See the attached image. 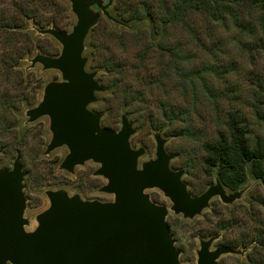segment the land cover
<instances>
[{
    "label": "rangeland",
    "instance_id": "374dc122",
    "mask_svg": "<svg viewBox=\"0 0 264 264\" xmlns=\"http://www.w3.org/2000/svg\"><path fill=\"white\" fill-rule=\"evenodd\" d=\"M223 3L226 7L220 5L217 18L212 9L199 8L187 18L186 24L169 25L164 38L166 44L178 45L182 50L185 71L203 72L211 93L198 78L193 79L191 85L187 84L184 91L175 79L167 81L166 86L160 89L149 90L137 83L130 68L138 50L150 40L152 30L148 23L135 30L133 26L122 28L119 36L124 40L120 43L118 39H111V28L104 19H99L92 28L95 30L90 31L85 40L84 56L93 55L87 62V71L93 72L94 66L109 57L111 50L129 68L123 77V86L129 85L134 92H144L141 102H135L128 110L121 109L120 101L109 92H104L100 105L93 103L89 109L102 114V126L117 132L122 127L123 115H127L126 112L130 114L127 117L135 130L130 139L131 146L145 150L139 159V167L156 159L154 136L161 134L166 140L167 154L173 157L170 167L174 171H184L182 180L192 196H198L216 184V172L212 175L206 172L203 145L215 142L221 134L228 136L226 122L230 115H235L244 126L250 146L255 141H264V25L260 23L259 10L251 7L248 0H224ZM59 5L69 10L70 31L77 21L71 12V4L67 0H59ZM36 43L48 49H61L59 42L48 36L41 37ZM22 69L30 77L29 83L25 82L29 100L20 104V112L16 115L2 113L0 109V170L12 169L15 159L20 156L26 174L25 193L31 198L25 213L30 224L25 229L33 232L39 226L38 215L50 206L49 191L65 190L70 196L78 194L84 200L102 202L112 201L113 196L100 192L107 180L97 176L92 178L98 164L88 161L70 174L60 169L69 154L66 146L46 154L52 138L50 120L43 117L30 122L27 112L41 102L45 86L53 81H62V75L57 70H44L40 64L31 68V59L22 63ZM112 77L115 75H105L103 79L107 81ZM11 81L13 89L10 87V92L17 96L23 94L14 90L18 79L12 78ZM0 85L1 91L7 87L2 78ZM162 104L176 111L180 107L188 109L189 115L167 120L160 110ZM186 128L188 133L184 131ZM226 190L228 194L233 193ZM239 192L242 195L233 204L226 205L215 197L201 215L187 219L171 210L172 202L162 191L156 188L145 191L153 203L169 209L167 222L175 246L181 252L182 264H197L200 241L208 239H201L200 234L217 229L222 220L231 223L232 227L220 231L212 250L229 246L232 241L240 242V239L246 243L237 249L242 254L222 255L218 264H264V252L252 243L258 232L264 234V184L249 172Z\"/></svg>",
    "mask_w": 264,
    "mask_h": 264
},
{
    "label": "water",
    "instance_id": "95a60500",
    "mask_svg": "<svg viewBox=\"0 0 264 264\" xmlns=\"http://www.w3.org/2000/svg\"><path fill=\"white\" fill-rule=\"evenodd\" d=\"M67 1L77 19L71 32L39 31L59 42V56L37 54L31 59V68L40 64L44 70H57L62 81L48 83L41 102L27 115L30 122L50 120L52 138L46 154L68 148L60 169L73 174L77 166L93 161L99 165L94 176L107 180L100 192L113 199L84 200L65 190L49 191V208L38 215L36 230L27 232L26 174L18 156L12 169L0 170V264H182L167 222L169 209L153 203L145 191L159 189L172 202L171 210L187 219L201 215L215 197L230 205L242 192L228 194L217 179L202 194L192 196L182 180L184 171L171 169L173 157L159 133L154 136L156 159L139 167L145 150L131 146L135 130L127 115L117 132L102 126V114L89 109L103 87L98 71L86 69L85 40L101 15L115 21L109 13L114 0ZM218 238L200 241L197 264H218L222 255L243 253L229 246L212 250Z\"/></svg>",
    "mask_w": 264,
    "mask_h": 264
},
{
    "label": "trees",
    "instance_id": "16d2710c",
    "mask_svg": "<svg viewBox=\"0 0 264 264\" xmlns=\"http://www.w3.org/2000/svg\"><path fill=\"white\" fill-rule=\"evenodd\" d=\"M103 1L105 4L109 2V0ZM223 1L139 0L131 2L126 0L120 2V0H116L109 8V13L115 21L109 20L104 15H101L100 21L104 19L113 32L111 39H118L120 43L124 40L122 36H119L121 34L119 31L122 28L133 26V30H135L145 23L149 24L148 26L152 30L150 40H147V44L138 50L134 64L130 68L137 83L143 84L144 88L160 89V87L166 86L167 81L175 79L180 89L184 91L187 84L191 85L193 79L198 78L203 82L205 89L211 93V88L206 82L203 72L185 71L181 57L182 50L178 45L166 44L164 38L169 25L186 24L187 18L199 8L208 11L212 9L217 18L220 5L226 7ZM248 1L251 7L259 10L260 23L264 25V0ZM68 11L59 5V0H0V78L4 79L7 85L4 91H1L0 85L2 113L19 114L20 104L28 103V86H25V82L30 81V77L28 72L22 69V63L37 54L50 57L59 56L61 49L60 51L55 47L48 49L41 47L39 43L35 44V42L40 41L43 36L55 40L50 35H41L39 31L42 30L56 29L62 32H71L73 25L69 31L68 27L71 22ZM111 52L110 50L109 57L94 66V71H98L97 80L103 87V91L96 94L97 101L94 105H100L104 92H109L120 101L121 109L128 110L135 102H141L144 92L140 90L134 92L129 85H127L128 87L123 86V77L128 74L129 68L122 59ZM87 58L88 61L92 59V53H89ZM109 74L110 76L115 75V77L105 81L103 76H109ZM12 78L18 79L14 90L22 91L23 94L20 93L17 96L10 92V87L13 89ZM160 107L163 117L167 120H176L178 117L189 115V110L185 108L180 107L176 111L166 104H162ZM129 113L132 115L133 112ZM126 114L130 115L127 112ZM226 126L228 136L221 134L215 142H207L203 145L206 172L209 175L216 172L222 185L233 192L240 190L249 172L264 184V141H255L250 146L246 140V130L235 115L228 117ZM184 131L188 133L189 130L186 128ZM92 178H96V176H92ZM229 227H232L231 223L222 220L217 229L206 230L200 234V238L209 239L218 236L220 231ZM239 241L230 242L229 247L238 249L240 245L246 243L244 239ZM252 243H256L264 252V234L262 232H258Z\"/></svg>",
    "mask_w": 264,
    "mask_h": 264
},
{
    "label": "flooded vegetation",
    "instance_id": "af4514ba",
    "mask_svg": "<svg viewBox=\"0 0 264 264\" xmlns=\"http://www.w3.org/2000/svg\"><path fill=\"white\" fill-rule=\"evenodd\" d=\"M25 191H26V187L24 188V196L26 198V210H27V207H28L27 205L30 202L31 198H30V196H28V194L25 193ZM26 210H25V213H26ZM24 217H25V215H24Z\"/></svg>",
    "mask_w": 264,
    "mask_h": 264
}]
</instances>
